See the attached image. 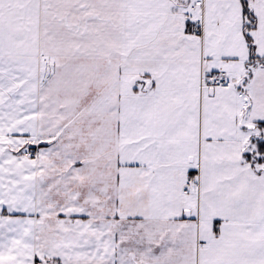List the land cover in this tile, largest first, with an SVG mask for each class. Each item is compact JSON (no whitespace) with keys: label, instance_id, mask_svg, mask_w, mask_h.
Returning <instances> with one entry per match:
<instances>
[{"label":"snow or ice","instance_id":"snow-or-ice-1","mask_svg":"<svg viewBox=\"0 0 264 264\" xmlns=\"http://www.w3.org/2000/svg\"><path fill=\"white\" fill-rule=\"evenodd\" d=\"M0 264H264V0H0Z\"/></svg>","mask_w":264,"mask_h":264}]
</instances>
